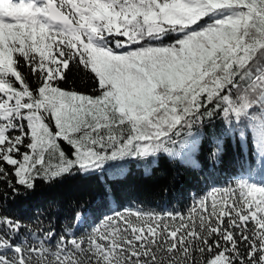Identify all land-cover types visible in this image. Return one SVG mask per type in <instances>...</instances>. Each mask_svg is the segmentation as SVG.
I'll return each mask as SVG.
<instances>
[{"label": "snow or ice", "instance_id": "snow-or-ice-1", "mask_svg": "<svg viewBox=\"0 0 264 264\" xmlns=\"http://www.w3.org/2000/svg\"><path fill=\"white\" fill-rule=\"evenodd\" d=\"M237 137L236 170L185 210L76 211L63 232L12 210L38 179L197 166L205 143L219 162ZM0 264H264V0H0Z\"/></svg>", "mask_w": 264, "mask_h": 264}, {"label": "trees", "instance_id": "trees-1", "mask_svg": "<svg viewBox=\"0 0 264 264\" xmlns=\"http://www.w3.org/2000/svg\"><path fill=\"white\" fill-rule=\"evenodd\" d=\"M67 86L83 85L73 73L69 76ZM214 130L218 131L219 126L216 125L214 129L209 124L204 129L205 135L211 137ZM247 137L250 141V132ZM250 146L243 142L242 137H237L229 143L217 162L209 159L208 144L205 143L196 157L197 166L171 162L162 156L151 168L150 174L145 173L141 164H131L127 167V175L119 180H109L107 174L66 175L52 183L38 179L34 190L16 198L12 210L25 218L38 209L44 210V226L53 227L58 232H63L69 226L79 227L74 218L76 211H83L91 223L96 216L130 205L154 210H185L193 198L202 195L210 184L223 183L236 170L240 153L246 154ZM65 148L70 151L67 146ZM49 205L54 207L49 208Z\"/></svg>", "mask_w": 264, "mask_h": 264}, {"label": "rangeland", "instance_id": "rangeland-1", "mask_svg": "<svg viewBox=\"0 0 264 264\" xmlns=\"http://www.w3.org/2000/svg\"><path fill=\"white\" fill-rule=\"evenodd\" d=\"M141 167H142V169L145 171L144 166H143V162L141 163Z\"/></svg>", "mask_w": 264, "mask_h": 264}]
</instances>
